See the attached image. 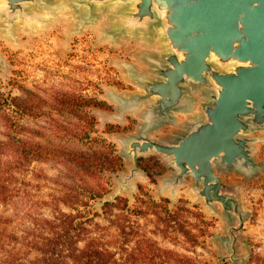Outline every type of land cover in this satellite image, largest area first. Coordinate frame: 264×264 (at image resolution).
<instances>
[{"label": "water", "instance_id": "water-1", "mask_svg": "<svg viewBox=\"0 0 264 264\" xmlns=\"http://www.w3.org/2000/svg\"><path fill=\"white\" fill-rule=\"evenodd\" d=\"M65 16L76 32L100 25L104 40L139 42L135 58L149 69L122 61L139 91H108L118 110L112 116L137 112L140 121L118 139L132 165L114 175L117 188L101 203L128 190L132 197L137 178L147 176L139 158L157 153L173 168L160 191L175 201L189 183L194 200L227 224L217 236L222 259L243 264L237 249L252 211L240 184L222 173L264 175L257 157L264 145V0H0V33L18 44L19 30L37 33ZM0 64L7 66L1 52ZM166 126L173 128L153 136Z\"/></svg>", "mask_w": 264, "mask_h": 264}, {"label": "rangeland", "instance_id": "rangeland-1", "mask_svg": "<svg viewBox=\"0 0 264 264\" xmlns=\"http://www.w3.org/2000/svg\"><path fill=\"white\" fill-rule=\"evenodd\" d=\"M100 29L99 25L76 32L65 16L37 33L19 30L18 44L0 33V52L7 61L6 67L0 64L4 97H18L21 107L14 110L20 114L21 125L35 129L39 135L36 139L60 157L51 153L49 159L33 162L29 175L33 183L23 190L37 196L59 193L66 183L77 187L89 183L104 199L118 184L109 168L117 166L116 173L121 174L132 165L122 156L118 139L135 132L140 119L137 112H128L123 118L112 116L118 110L108 91H138L120 63L133 58V63L140 66L135 54L141 45L132 39L111 43L101 38ZM38 102L37 109L27 106ZM164 133L155 132L153 136L160 138ZM94 151H102L106 158L105 165L91 176L77 162L92 161ZM118 153L123 157L121 162L116 159ZM257 157L264 159L263 144ZM140 158L139 166L147 176L137 178L139 187L132 197L129 190L119 195L129 200L121 219L131 233V264H233L230 259H222L227 252L217 236L226 235L227 224L220 212L211 214L203 201H195L189 183L172 201L167 192L160 191L161 178L173 170L172 166L157 153ZM44 174L56 178V183L43 178ZM222 177L240 184L243 205L252 211L244 224L245 245L237 249L245 258L243 264H264V175L246 179L236 173H222ZM95 201L90 202L95 208L89 209L99 213L95 220L108 226L105 233L122 238L120 229L109 225L101 203ZM113 209V214L120 212ZM43 212L50 214L48 208ZM122 253L120 250L118 257Z\"/></svg>", "mask_w": 264, "mask_h": 264}, {"label": "trees", "instance_id": "trees-1", "mask_svg": "<svg viewBox=\"0 0 264 264\" xmlns=\"http://www.w3.org/2000/svg\"><path fill=\"white\" fill-rule=\"evenodd\" d=\"M3 91L0 88V264H131V233L121 219L129 206L128 198L118 196L101 203V193L87 182L86 187L77 184L81 190L66 183L62 191L46 197L23 190L33 183L29 179L33 162L58 154L36 139L35 129L21 125L20 114L14 110L21 107L18 97L9 94L8 100ZM27 106L37 109L39 102ZM90 157L88 163H77L94 176L95 170L105 165L106 157L102 151H94ZM116 159L121 162L123 157L118 153ZM116 167L109 168L112 175L117 174ZM42 176L56 183V178ZM92 200L101 203L103 215L107 214L110 226L120 229L122 238L105 233L108 226L95 220L99 213L89 211L95 208ZM44 208L50 210L49 215ZM113 208L120 212L113 214ZM120 250L123 253L118 257Z\"/></svg>", "mask_w": 264, "mask_h": 264}, {"label": "flooded vegetation", "instance_id": "flooded-vegetation-1", "mask_svg": "<svg viewBox=\"0 0 264 264\" xmlns=\"http://www.w3.org/2000/svg\"><path fill=\"white\" fill-rule=\"evenodd\" d=\"M134 60H133V58L131 59V62H133ZM140 63V62H139ZM135 64V63H134ZM138 68H140V69H142V70H146V71H148L149 69L145 66V65H143V64H141L140 63V66H138ZM132 92L133 91H135V90H131ZM138 91H139V88H138ZM179 117H182V115H179V114H177ZM172 126H166V127H164V128H162V129H160L159 131H157L156 133H163V132H167V130H169L170 128H171ZM219 241H220V243H221V245L223 246V244H222V242H221V239H219Z\"/></svg>", "mask_w": 264, "mask_h": 264}]
</instances>
